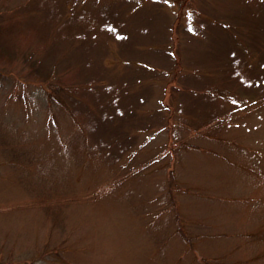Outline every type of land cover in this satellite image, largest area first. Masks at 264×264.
Here are the masks:
<instances>
[{
	"label": "rangeland",
	"instance_id": "374dc122",
	"mask_svg": "<svg viewBox=\"0 0 264 264\" xmlns=\"http://www.w3.org/2000/svg\"><path fill=\"white\" fill-rule=\"evenodd\" d=\"M0 26V264H264V0Z\"/></svg>",
	"mask_w": 264,
	"mask_h": 264
},
{
	"label": "trees",
	"instance_id": "16d2710c",
	"mask_svg": "<svg viewBox=\"0 0 264 264\" xmlns=\"http://www.w3.org/2000/svg\"><path fill=\"white\" fill-rule=\"evenodd\" d=\"M0 28H1V26H0ZM0 35H1V33H0ZM0 37H1V36H0ZM198 125H200V126H204L205 124H204V123H203V124L198 123L197 126H198ZM204 128H205V126H204Z\"/></svg>",
	"mask_w": 264,
	"mask_h": 264
},
{
	"label": "snow or ice",
	"instance_id": "6c2138e0",
	"mask_svg": "<svg viewBox=\"0 0 264 264\" xmlns=\"http://www.w3.org/2000/svg\"><path fill=\"white\" fill-rule=\"evenodd\" d=\"M191 31V29H189Z\"/></svg>",
	"mask_w": 264,
	"mask_h": 264
}]
</instances>
